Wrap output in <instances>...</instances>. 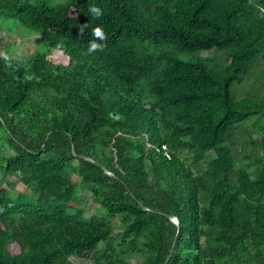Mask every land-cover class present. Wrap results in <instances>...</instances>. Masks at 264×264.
<instances>
[{"label": "trees", "instance_id": "trees-1", "mask_svg": "<svg viewBox=\"0 0 264 264\" xmlns=\"http://www.w3.org/2000/svg\"><path fill=\"white\" fill-rule=\"evenodd\" d=\"M49 1L0 0V264H264V0Z\"/></svg>", "mask_w": 264, "mask_h": 264}, {"label": "rangeland", "instance_id": "rangeland-1", "mask_svg": "<svg viewBox=\"0 0 264 264\" xmlns=\"http://www.w3.org/2000/svg\"><path fill=\"white\" fill-rule=\"evenodd\" d=\"M65 0H50L49 3H57V2H64ZM36 50V42H35V35L27 34V32H23L22 28L16 22L5 21L4 19L0 18V56L9 54L10 57L16 58L20 55H30ZM189 54H185V58H189ZM205 56L210 55L211 52L204 53ZM238 87H241L237 84L234 85V97L240 98L238 96ZM242 91V90H241ZM240 91V93H241ZM239 93V94H240ZM246 93H244L245 95ZM1 176V175H0ZM10 179L15 180L16 178L11 176ZM16 189L23 190L24 186L21 183H18ZM86 201V208L94 212L98 205L94 203L91 197H87ZM71 261L73 264H94L91 260H84L80 258L72 257Z\"/></svg>", "mask_w": 264, "mask_h": 264}, {"label": "clouds", "instance_id": "clouds-1", "mask_svg": "<svg viewBox=\"0 0 264 264\" xmlns=\"http://www.w3.org/2000/svg\"><path fill=\"white\" fill-rule=\"evenodd\" d=\"M89 13L92 14L93 18H99L102 15L101 9L99 7H96L94 5H90L88 8ZM90 25L85 24L80 28V31L83 32L85 27H89ZM91 35L95 38H98L99 40L105 39V34L102 26L97 25L95 27L91 28ZM103 45L100 43H97L95 40H92L88 43V46L85 51H83L82 55L90 56L93 53L99 52L103 50ZM7 59V57H5Z\"/></svg>", "mask_w": 264, "mask_h": 264}, {"label": "water", "instance_id": "water-1", "mask_svg": "<svg viewBox=\"0 0 264 264\" xmlns=\"http://www.w3.org/2000/svg\"><path fill=\"white\" fill-rule=\"evenodd\" d=\"M145 210H147L146 208H144ZM172 219V221L173 222H175V223H177L178 224V222L176 221V219L175 218H171Z\"/></svg>", "mask_w": 264, "mask_h": 264}]
</instances>
